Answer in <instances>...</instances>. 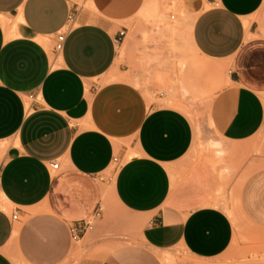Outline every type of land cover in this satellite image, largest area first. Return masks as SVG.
Segmentation results:
<instances>
[{
    "label": "crops",
    "instance_id": "obj_1",
    "mask_svg": "<svg viewBox=\"0 0 264 264\" xmlns=\"http://www.w3.org/2000/svg\"><path fill=\"white\" fill-rule=\"evenodd\" d=\"M153 1L180 18H144ZM76 2L0 0V264H65L106 233L114 246L79 264H163L159 252L178 247L215 259L234 238L233 197L264 229V0H85L55 53ZM138 18L179 21L160 28L183 25L227 71L201 135L168 105L191 90L177 77L185 63L136 46ZM120 49L141 54L134 78ZM156 89L166 105L150 102ZM89 219L101 224L73 240Z\"/></svg>",
    "mask_w": 264,
    "mask_h": 264
},
{
    "label": "rangeland",
    "instance_id": "obj_2",
    "mask_svg": "<svg viewBox=\"0 0 264 264\" xmlns=\"http://www.w3.org/2000/svg\"><path fill=\"white\" fill-rule=\"evenodd\" d=\"M164 4L161 11L166 12L168 15L173 14L176 19L180 18L181 15L178 12V8L166 9L169 6L167 3ZM84 6L87 9L91 8L90 2H86ZM171 18L174 19L173 16H170L169 19ZM177 23L179 24L177 20L172 23L162 21L152 23L144 18H138L136 21L128 23L127 26L130 28L129 38L136 42V46L141 45L145 50L158 51L157 56L162 55L165 51H169L170 57L175 62L185 63V67L182 68L183 72H180L177 77L184 80L191 90L185 96L178 90L179 96L168 105L183 110L194 124L200 126L202 131L200 130L199 134L201 135L208 125V115L210 114L214 99L228 85L226 81L227 71L222 65L207 61L195 53L189 41L186 27L183 25L178 28V33L174 35L170 32H164L160 28L163 25L172 28L171 24ZM137 51L135 49L134 53H131L125 49H120L121 57L118 60V63H123L125 59L130 58L131 62L129 63L133 69L130 76L133 78L137 71L136 62L141 56V54H135ZM133 78L131 81L135 85H139V82ZM111 79L113 78L111 77ZM142 88L143 92L148 95L147 87L142 86ZM165 92L166 90L164 89H156L150 96V102L156 104L163 103L164 105L165 100H161L159 97ZM174 102H179L180 106H175ZM199 144L202 149L205 147L203 141H200ZM114 168L115 165H113L110 172H113ZM241 177L243 176H239L236 185L240 184ZM2 199L0 195V203ZM231 204L229 215L235 226V234L231 246L225 253L215 259H199L190 255L183 248L178 247L159 252L163 264H264V229L254 226L241 215L237 208L235 197L231 200ZM95 223L97 227L101 224V221L96 220ZM123 236H125L124 242L132 241L128 232ZM109 237L110 235L107 233L101 236L97 239L98 241H96L97 243L93 248L80 249L65 264H79L83 258H98L101 252L110 250L114 246L112 244H103Z\"/></svg>",
    "mask_w": 264,
    "mask_h": 264
},
{
    "label": "built area",
    "instance_id": "obj_3",
    "mask_svg": "<svg viewBox=\"0 0 264 264\" xmlns=\"http://www.w3.org/2000/svg\"><path fill=\"white\" fill-rule=\"evenodd\" d=\"M84 3H85V0H77V2L73 5V9L71 10L69 14L68 23L57 35V40H56V44L54 48L55 53L62 52L64 45H65L67 35L72 31V29L76 25V13L84 5ZM119 34H120V37H123L125 34V31H121ZM29 97L33 99L34 95H30ZM115 160H117V158H115ZM53 168L54 169L58 168V164L57 163L53 164ZM14 218H17V215H14ZM94 227H95L94 219H89V220H85V221L73 224L70 227L72 239L75 241H78L79 239H81L83 234H85L88 231L93 230Z\"/></svg>",
    "mask_w": 264,
    "mask_h": 264
},
{
    "label": "bare ground",
    "instance_id": "obj_4",
    "mask_svg": "<svg viewBox=\"0 0 264 264\" xmlns=\"http://www.w3.org/2000/svg\"><path fill=\"white\" fill-rule=\"evenodd\" d=\"M168 1V0H165ZM166 9H170V6ZM166 12L161 11L160 5L157 4V2H150L148 5L144 8V10L141 12V15L146 19H165L166 18ZM1 17V16H0ZM2 19V17H1ZM227 81V80H226ZM216 145V144H215ZM214 145V146H215ZM218 152V151H217ZM3 193L0 192L1 197L3 198ZM5 199V198H4ZM6 200V199H5Z\"/></svg>",
    "mask_w": 264,
    "mask_h": 264
}]
</instances>
